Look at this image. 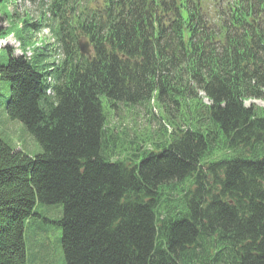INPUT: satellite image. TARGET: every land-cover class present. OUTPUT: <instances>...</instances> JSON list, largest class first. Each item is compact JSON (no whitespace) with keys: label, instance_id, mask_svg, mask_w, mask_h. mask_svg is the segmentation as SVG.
Masks as SVG:
<instances>
[{"label":"trees","instance_id":"trees-1","mask_svg":"<svg viewBox=\"0 0 264 264\" xmlns=\"http://www.w3.org/2000/svg\"><path fill=\"white\" fill-rule=\"evenodd\" d=\"M26 1L46 9L0 39L48 26L59 54L3 47L6 114L42 151L0 138V264H26L38 204L62 205L66 264H264V0ZM100 95L157 105L163 139L108 152Z\"/></svg>","mask_w":264,"mask_h":264},{"label":"rangeland","instance_id":"rangeland-1","mask_svg":"<svg viewBox=\"0 0 264 264\" xmlns=\"http://www.w3.org/2000/svg\"><path fill=\"white\" fill-rule=\"evenodd\" d=\"M44 7L38 3H31L21 0H2L0 2V25L11 26L13 32H16L20 27L22 17L27 14L32 21L40 18ZM6 18H5V17ZM50 31L35 33L33 39L23 38L25 45L21 49H34L39 44H51L49 36ZM21 35V33H19ZM12 36V35H10ZM40 37V38H39ZM11 42L17 45V41L11 37L7 38L6 42ZM15 53H18V48H14ZM32 51V50H31ZM8 61V54L4 48H0V64L5 65ZM10 95V83L7 80L0 82V138L13 148L20 149L24 153L34 156L42 151L38 141L26 130L25 126L18 120L10 119L5 111L6 103ZM100 102L106 116L107 123L112 126L115 123L114 146L111 148V140L107 145V151L111 150L122 152L123 154H132L136 146V133L151 134L153 141L163 139V130L159 128L160 119L164 118L163 111L157 106H149L148 112L145 105L135 106L129 103L112 101L105 95H100ZM246 106L255 104L256 106L264 107L262 100H247L244 103ZM160 118V119H159ZM159 128V129H158ZM168 130L170 128H167ZM125 131L127 138L123 136ZM118 131L119 133H117ZM158 151L159 149H155ZM154 150V151H155ZM224 150L221 151V153ZM142 157L141 154L136 156V161ZM35 212L38 215L31 216L25 223L24 242L26 251V264H66L61 243L62 227L57 223L62 215V205H47L38 204L35 207Z\"/></svg>","mask_w":264,"mask_h":264},{"label":"water","instance_id":"water-1","mask_svg":"<svg viewBox=\"0 0 264 264\" xmlns=\"http://www.w3.org/2000/svg\"><path fill=\"white\" fill-rule=\"evenodd\" d=\"M78 47H79V51L81 54L87 55L88 57H90L91 50H90L88 41L79 40Z\"/></svg>","mask_w":264,"mask_h":264}]
</instances>
